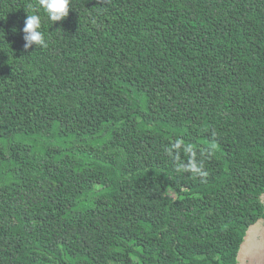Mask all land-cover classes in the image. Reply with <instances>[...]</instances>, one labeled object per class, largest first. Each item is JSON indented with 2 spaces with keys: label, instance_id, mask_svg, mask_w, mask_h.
<instances>
[{
  "label": "trees",
  "instance_id": "1",
  "mask_svg": "<svg viewBox=\"0 0 264 264\" xmlns=\"http://www.w3.org/2000/svg\"><path fill=\"white\" fill-rule=\"evenodd\" d=\"M69 9L0 0V264H237L264 219V0Z\"/></svg>",
  "mask_w": 264,
  "mask_h": 264
},
{
  "label": "clouds",
  "instance_id": "2",
  "mask_svg": "<svg viewBox=\"0 0 264 264\" xmlns=\"http://www.w3.org/2000/svg\"><path fill=\"white\" fill-rule=\"evenodd\" d=\"M39 7L42 8L53 22L67 17L69 13L70 0H38ZM41 19L39 15H27L24 20L23 33L27 35L24 39L28 42L24 45L25 48L29 44L34 43L36 46L47 47L43 33L40 31Z\"/></svg>",
  "mask_w": 264,
  "mask_h": 264
},
{
  "label": "bare ground",
  "instance_id": "3",
  "mask_svg": "<svg viewBox=\"0 0 264 264\" xmlns=\"http://www.w3.org/2000/svg\"><path fill=\"white\" fill-rule=\"evenodd\" d=\"M250 238L245 246V254L256 260L264 258V225L261 223L255 224L250 231ZM260 235V239H257Z\"/></svg>",
  "mask_w": 264,
  "mask_h": 264
},
{
  "label": "water",
  "instance_id": "4",
  "mask_svg": "<svg viewBox=\"0 0 264 264\" xmlns=\"http://www.w3.org/2000/svg\"><path fill=\"white\" fill-rule=\"evenodd\" d=\"M263 196H264V192L260 195V199L261 201L264 203L263 201ZM261 222H264V219L263 218H258L255 222H253L252 224H250L245 232V235L243 237V240L242 242L240 243V246H239V249H238V252H237V257H236V260H237V264H264V258L261 259V260H254L250 257H248L246 254H245V246L247 245L248 243V240L249 238L251 237L250 236V231H251V228L257 224V223H261ZM262 224V223H261ZM264 225V224H263ZM257 239H260V235H257Z\"/></svg>",
  "mask_w": 264,
  "mask_h": 264
},
{
  "label": "rangeland",
  "instance_id": "5",
  "mask_svg": "<svg viewBox=\"0 0 264 264\" xmlns=\"http://www.w3.org/2000/svg\"><path fill=\"white\" fill-rule=\"evenodd\" d=\"M263 201H264V196H263ZM262 224H264V222H261Z\"/></svg>",
  "mask_w": 264,
  "mask_h": 264
}]
</instances>
